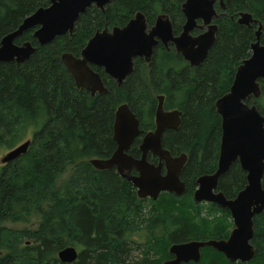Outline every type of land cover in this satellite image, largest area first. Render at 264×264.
Instances as JSON below:
<instances>
[{
  "label": "trees",
  "instance_id": "obj_1",
  "mask_svg": "<svg viewBox=\"0 0 264 264\" xmlns=\"http://www.w3.org/2000/svg\"><path fill=\"white\" fill-rule=\"evenodd\" d=\"M225 2L226 15L217 20V40L199 67L191 68L158 47L150 66L137 60L134 73L121 86L106 78L109 92L102 95L77 90L61 54H79L98 29L124 25L137 11L150 23L166 12L179 32L180 0H110L105 11L93 5L81 14L72 36L40 45L30 29L17 39L30 40L36 50L24 63H0V147L11 150L28 139L31 144L16 160L0 165V264H162L172 257L173 243L228 236V211L196 202L193 192L198 176L217 168L221 118L215 101L229 90L236 66L250 56L256 39V29L239 24L237 15L249 11L259 19L264 42V0ZM49 3L0 0V41ZM261 85L262 97L253 102L264 113L263 81ZM158 94L166 96V108L183 111L180 127L167 129L163 144L174 155H189L181 174L186 191L140 199L135 186L115 167L99 170L90 159L109 157L116 149L113 124L122 103L129 104L143 130L153 129ZM139 143L140 138L130 151L135 156L140 155ZM246 184V172L234 162L219 189L233 198ZM33 221V228L10 226ZM254 229L256 255L240 264H264V211L254 217ZM134 244L142 245L138 259L131 258ZM67 246L79 251L72 263L58 257ZM230 263L222 253L205 247L199 262L181 264Z\"/></svg>",
  "mask_w": 264,
  "mask_h": 264
},
{
  "label": "water",
  "instance_id": "obj_2",
  "mask_svg": "<svg viewBox=\"0 0 264 264\" xmlns=\"http://www.w3.org/2000/svg\"><path fill=\"white\" fill-rule=\"evenodd\" d=\"M110 0H51L50 4L40 7L26 16L22 23L6 34L0 42V63H24L35 52L31 41L16 43L25 31L35 28L34 37L40 45H46L58 36L73 34L76 21L86 10L95 5L106 10ZM217 0H184L181 6L186 17L183 30L175 36L173 24L168 13H160L154 25L148 29L146 16L137 11L124 26H114L97 31L82 49L80 56L71 52L61 55V60L75 80L78 89L84 88L92 93L104 94L108 91L100 74L90 65L104 67L118 85L134 70V58L144 57L150 62L154 47L159 40L166 46L173 43L192 66H199L207 58L209 49L216 40L218 26L212 24L217 13ZM223 9L226 8L220 0ZM238 22L247 26L258 23L256 41L251 44V56L238 66L229 91L216 101V109L222 118V135L218 167L214 173L203 174L197 179L194 191L196 202H213L230 211L234 227L228 238L193 239L173 243L169 248L171 258L162 264H181L199 262L205 247L222 253L230 262L251 261L256 255L254 238V217L264 211V115L255 104L246 103L253 96L262 94L260 80L264 81V44L261 43L262 22L249 11L238 13ZM198 19L203 24L197 23ZM207 30L192 36L195 27ZM159 104L155 113L156 127L142 138L139 146L141 157L129 154L134 139L142 132L140 120L127 103L121 104L115 112L113 139L117 147L108 158L94 157L91 164L99 170L116 168L119 175L131 182L137 189L140 199L156 200L161 193L169 192L183 195L186 184L181 173L188 156L182 153L173 156L162 143L166 129H177L181 122L179 110H165L164 96L158 97ZM31 144L28 139L9 150L1 158L8 164L26 153ZM149 152L158 156V164L147 159ZM238 161L247 173V184L234 198H227L222 191H215L219 179L225 175L232 164ZM134 171L136 173H134ZM165 171V173H163ZM79 251L74 246L61 249L58 257L63 263L77 260Z\"/></svg>",
  "mask_w": 264,
  "mask_h": 264
},
{
  "label": "flooded vegetation",
  "instance_id": "obj_3",
  "mask_svg": "<svg viewBox=\"0 0 264 264\" xmlns=\"http://www.w3.org/2000/svg\"><path fill=\"white\" fill-rule=\"evenodd\" d=\"M51 1V0H50ZM181 1V6H182V3H183V1L184 0H180ZM223 3L225 4V6H226V8L225 9H223L222 8V6H221V2H220V0H217L216 1V3H215V8H216V10H217V13L218 14H221V16H218V17H216L215 19H213V21H212V24H216L217 26H218V30H217V32H216V40H217V36H218V32H219V24L217 23V20L218 19H220V18H222L224 15H226V10H227V5H226V2H225V0H223ZM50 4V3H49ZM48 6V5H47ZM93 6V5H92ZM95 6V5H94ZM87 11V10H86ZM142 12V11H141ZM181 12H182V9H181ZM85 13V12H84ZM84 13H82V14H84ZM164 13V12H163ZM135 15V14H134ZM134 15L132 16V18L134 17ZM159 15V14H158ZM157 15V16H158ZM182 15H183V22L181 23V29H180V31L179 32H176V30H175V28H174V21H173V19H172V17L170 16V19H171V21H172V24H173V30H174V35L175 36H177V35H180L181 34V32H182V30H183V25L185 24V22H186V17H185V15H184V13L182 12ZM146 16V15H145ZM157 16H156V18H157ZM80 17V16H79ZM132 18H130V19H132ZM156 18H155V20H154V22L153 23H150L149 21H148V19H147V17H146V21H147V23H148V29L149 28H151L153 25H154V23H155V21H156ZM79 19V18H78ZM129 19V20H130ZM78 21V20H77ZM77 21H76V23H77ZM129 22V21H128ZM127 22V23H128ZM237 22H238V17H237ZM126 23V24H127ZM197 23L199 24V25H201V24H203V20L202 19H198V21H197ZM239 23V22H238ZM239 24H241V23H239ZM125 25V24H124ZM124 25H114V26H124ZM241 25H244V24H241ZM255 25H257V23H254V24H252L250 27H253V28H255L256 30H257V28H258V25L255 27ZM76 26V25H75ZM114 26H112L111 28H109L108 26L107 27H105V28H109V29H112ZM247 26V25H246ZM247 27H249V26H247ZM104 28V29H105ZM75 29V28H74ZM33 30V36H34V32H35V28H33L32 29ZM101 31V29H98L97 31ZM103 30V29H102ZM207 30V26H205L204 28H200V27H195L192 31H191V35L192 36H198L199 34H202L203 32H205ZM256 30H255V32H256ZM96 31V32H97ZM95 32V33H96ZM73 33H74V31H73ZM94 33V34H95ZM263 33V32H262ZM67 34H69L70 36H72L73 34H70V33H67ZM93 34V35H94ZM66 35V34H65ZM92 35V36H93ZM63 36V35H62ZM91 36V37H92ZM256 36V35H255ZM261 36H262V34H261ZM21 37V36H20ZM59 37V36H58ZM90 37V38H91ZM18 39V38H17ZM17 39H16V43L17 44H21L22 42H20V43H18L17 42ZM216 40H215V42H216ZM26 41H30V40H26ZM255 41H256V39H255ZM1 42V41H0ZM24 42V41H23ZM88 42V41H87ZM215 42H214V44H215ZM253 43V42H252ZM251 43V44H252ZM261 43L262 44H264V42H262V40H261ZM33 44V43H32ZM87 44V43H86ZM85 44V45H86ZM213 44V45H214ZM34 45V44H33ZM212 45V46H213ZM35 46V45H34ZM212 46H211V48H212ZM36 47V46H35ZM85 47V46H84ZM83 47V48H84ZM158 47H164L167 51H170V52H173L177 57H180V59L182 58L191 68H197V67H199V66H192L187 60H185V58L183 57V55L181 54V53H178L177 51H176V48H175V46H174V44L173 43H170L168 46H166L165 44H163V42L161 41V40H159V42H158V44L154 47V52H153V56H154V53H155V49L156 48H158ZM82 48V49H83ZM211 48L209 49V53H210V50H211ZM82 51V50H81ZM65 52H70V51H65ZM65 52H63V53H65ZM251 52H252V50H251ZM72 53V52H71ZM209 53H208V56H209ZM72 54H74V53H72ZM80 54H81V52L79 53V54H74L75 56H80ZM62 55V54H61ZM208 56H207V58H208ZM250 56H251V54H250ZM249 56V57H250ZM60 58H61V56H60ZM206 58V59H207ZM248 58V57H247ZM247 58H245V59H247ZM152 59H153V57H152ZM205 59V60H206ZM245 59H243V60H245ZM137 60H142L147 66H150V64H151V62H152V60L150 61V62H147L146 60H145V58L144 57H136V58H134V70L130 73V74H128V76L124 79V81L122 82V84L128 79V77L132 74V73H134V71H135V67H136V61ZM204 60V61H205ZM243 60L236 66V69H235V73H234V77H235V74H236V71H237V68H238V66L243 62ZM62 61V60H61ZM203 61V62H204ZM202 62V63H203ZM63 63V62H62ZM201 63V64H202ZM144 64V65H145ZM64 65V64H63ZM145 65V66H146ZM65 66V65H64ZM66 67V66H65ZM90 67L94 70V71H96V72H98L99 74H100V76H101V78H102V80H103V82H104V84H105V86L107 87V89H108V91L106 92V93H108L109 92V88H108V86H107V84H106V78L107 79H110V80H113L117 85H118V83L116 82V80L112 77V76H110L106 71H105V69H104V67H102V66H97V65H94V64H91L90 65ZM67 69V68H66ZM70 73V72H69ZM72 76V75H71ZM234 77H233V80H234ZM74 79V78H73ZM233 80H232V83H233ZM75 81V80H74ZM263 80H260V82H262ZM264 82V81H263ZM232 83H231V85H232ZM121 84V85H122ZM75 85H76V83H75ZM121 85H118V86H121ZM231 87V86H230ZM261 87H262V85H261ZM76 88H77V86H76ZM230 89V88H229ZM77 90H84L85 92H88L91 96H96V95H102V94H100L99 92H97L96 94H94V95H92V93L90 92V91H88V90H86V89H84V88H81V89H78L77 88ZM229 91V90H228ZM227 91V92H228ZM226 92V93H227ZM106 93H104V94H106ZM226 93H224V94H226ZM223 94V95H224ZM262 94H263V91H262ZM262 94H261V96L259 97V98H255V97H253V96H251V97H249L248 99H246V103H248V104H255L258 108H259V110H260V112L264 115V113L262 112V109L260 108V106L257 104V103H255V102H253L254 100H258V99H260L261 97H262ZM160 95H163L164 96V102H163V105H164V109L165 110H179L180 112H181V122H182V116H183V111L182 110H180L179 108H171V109H168V108H166L165 107V100H166V96L164 95V94H158L157 95V106H158V104H159V99H158V97L160 96ZM223 95H221L220 97H222ZM220 97H218L217 99H219ZM217 99H216V101H217ZM216 101H215V108H216ZM250 101H252V102H250ZM126 103V102H125ZM123 104V103H122ZM128 104V103H127ZM121 105V104H120ZM119 105V106H120ZM129 105V104H128ZM118 106V107H119ZM157 106H156V110H157ZM131 108V107H130ZM156 110H155V113H156ZM133 111V110H132ZM134 112V111H133ZM216 112H217V109H216ZM135 113V112H134ZM136 114V113H135ZM217 114L220 116V114L217 112ZM137 116V115H136ZM138 117V116H137ZM220 118H221V116H220ZM114 120H115V118H114ZM140 120V119H139ZM154 122H155V118H154ZM181 122H180V125H181ZM114 125V124H113ZM180 125H179V127H180ZM155 127H156V123H155V126H154V128L153 129H150V130H147V131H145V130H143L142 128H141V121H140V129H141V133H140V135L139 136H137L135 139H134V141H133V143H132V145H131V148H130V150L128 151L129 152V154H131L132 156H134V157H136V158H140L141 157V151H140V148L138 147V149H139V152H140V155L139 156H135V155H133L130 151H131V149H132V146H133V144L136 142V139H138V138H140V143H139V146H140V144H141V142H142V138L145 136V134H147L149 131H152V130H154L155 129ZM178 127V128H179ZM177 128V129H178ZM167 130V129H166ZM165 130V131H166ZM164 131V132H165ZM221 135H222V118H221ZM163 136H164V134H163ZM221 141V140H220ZM162 143H163V137H162ZM19 145V144H18ZM163 146H164V144H163ZM116 147H117V144H116ZM165 147V146H164ZM166 148V147H165ZM168 149V148H167ZM170 150V149H169ZM115 151V150H114ZM113 151V152H114ZM219 151H220V146H219ZM171 152V151H170ZM182 153H186L187 154V156L189 157V155H188V153L187 152H182ZM182 153H180V154H177V155H174L172 152H171V154L173 155V156H179V155H181ZM113 154V153H112ZM111 154V155H112ZM110 155V156H111ZM109 156V157H110ZM98 158H100V157H98ZM106 158H108V157H106ZM147 159L150 161V162H154V163H156V164H158V162H159V158H158V156H155L152 152H149L148 153V155H147ZM218 159H219V156H218ZM188 161V160H187ZM236 162H238V161H236ZM187 163V162H186ZM239 163V162H238ZM217 167H218V162H217ZM217 169V168H216ZM216 169H215V171H216ZM214 171V172H215ZM214 172H212V173H214ZM134 173H136L135 171H134ZM163 173H165V171L163 172ZM182 174V173H181ZM204 174H211V173H204ZM201 175H203V174H201ZM201 175H199V176H201ZM198 176V177H199ZM224 176V175H223ZM246 177H247V173H246ZM222 178V177H221ZM220 178V179H221ZM182 179V178H181ZM198 179V178H197ZM220 179H219V183H220ZM196 183H197V180H196ZM186 184V183H185ZM196 188H197V186H196ZM196 188H195V190H196ZM194 190V191H195ZM216 192L217 191H222V190H220L219 189V185H218V188L215 190ZM223 192V191H222ZM224 193V192H223ZM239 193V192H238ZM225 194V193H224ZM161 195V194H160ZM193 195H194V192H193ZM226 196V195H225ZM227 197V196H226ZM236 197V196H235ZM228 198V197H227ZM234 198V197H233ZM146 199V198H145ZM151 199V198H150ZM193 199H194V197H193ZM198 203H203V204H216V203H213V202H207V201H203V202H198ZM218 205V204H217ZM219 206V205H218ZM221 207V206H220ZM221 208H223V207H221ZM223 209H225V210H227L228 211V213L230 214V218H231V221H232V228H230V231H229V234H230V232H231V230L233 229V227H234V223H233V219H232V216H231V213H230V211L228 210V209H226V208H223ZM229 234H228V236H229ZM228 236L226 237V238H228ZM218 239H220V238H218ZM233 263H237V264H240L241 262L240 261H237V262H233Z\"/></svg>",
  "mask_w": 264,
  "mask_h": 264
},
{
  "label": "rangeland",
  "instance_id": "obj_4",
  "mask_svg": "<svg viewBox=\"0 0 264 264\" xmlns=\"http://www.w3.org/2000/svg\"><path fill=\"white\" fill-rule=\"evenodd\" d=\"M25 141V140H24ZM22 141V142H24ZM21 142V143H22ZM10 149H6L5 147H0V165L2 164L1 163V158L3 157V155H5ZM63 181V178L60 180V182ZM231 220V218H230ZM36 222L33 221L31 223H16V224H11L10 226L14 227V228H18V229H23V228H33L35 227L36 225ZM232 228V227H231ZM137 238V237H136ZM138 239H139V243H142L143 242V238L138 236ZM132 251H131V258L133 259H138L141 255H142V245H139V244H134L132 246ZM164 262V261H163ZM162 262V263H163ZM230 264H237V263H230Z\"/></svg>",
  "mask_w": 264,
  "mask_h": 264
}]
</instances>
